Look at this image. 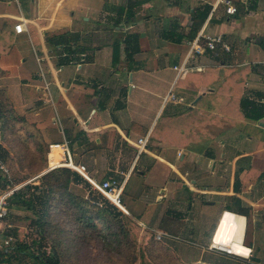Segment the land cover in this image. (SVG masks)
<instances>
[{
	"label": "crops",
	"instance_id": "0c3cea01",
	"mask_svg": "<svg viewBox=\"0 0 264 264\" xmlns=\"http://www.w3.org/2000/svg\"><path fill=\"white\" fill-rule=\"evenodd\" d=\"M233 2L229 16L216 0H0V34L12 43L0 54V131L12 120L29 129L24 139L38 134L41 171L58 145V163L67 147L94 180L124 182L133 216L189 243L171 241L183 264H247L210 250L216 241L241 242L236 252L264 264V118L247 119L242 102L264 104V0ZM200 35L204 51L179 77ZM215 35L229 51L206 47ZM189 110L199 115L178 117ZM8 210L0 228L12 238Z\"/></svg>",
	"mask_w": 264,
	"mask_h": 264
},
{
	"label": "rangeland",
	"instance_id": "374dc122",
	"mask_svg": "<svg viewBox=\"0 0 264 264\" xmlns=\"http://www.w3.org/2000/svg\"><path fill=\"white\" fill-rule=\"evenodd\" d=\"M4 101L7 102L6 99ZM28 133L29 129L24 124L20 128H12V120L0 131V152L4 154L0 160L9 172L6 174L0 170V197L18 190L26 200L32 197L34 205V209H20L14 206L21 204L19 198L10 195L7 199L8 208L13 205L12 222H15L16 228L12 231V244L15 243L12 245V264H40L38 260L29 258L28 253L41 256L44 261L53 258L59 264H140V247H143L152 264H183L173 248L174 245L190 246L186 240L164 235L160 238L161 232L154 231L152 224L143 223L129 210L127 216L133 220V227L123 218L115 217L114 213L118 211L101 194L93 191L85 179L80 184L71 182L63 197L56 195L51 200L45 207L44 226L40 228L38 220L45 201L43 198V201L36 199L41 190H35V187L43 188L42 177H36L45 171H41L45 162L44 150L38 134L35 133L34 140L24 139ZM19 138L23 142H16ZM14 140V145L20 148L19 155L23 157L21 171L14 165ZM86 201L93 204L99 202L113 214L106 212L98 216V209L91 203V206L84 205ZM122 203L126 206L124 198ZM16 242H21L25 254L14 249ZM10 261L4 264H11Z\"/></svg>",
	"mask_w": 264,
	"mask_h": 264
},
{
	"label": "built area",
	"instance_id": "2783aa9c",
	"mask_svg": "<svg viewBox=\"0 0 264 264\" xmlns=\"http://www.w3.org/2000/svg\"><path fill=\"white\" fill-rule=\"evenodd\" d=\"M219 5H224L226 7V13L229 16L235 15L237 13V9L234 5L233 0H216L215 7H218ZM25 30L26 29L23 21H20L15 25V31L18 34L24 33ZM201 36L202 35H200L196 40L192 42L190 54L186 62L175 68L179 73V77H184L188 73L187 62L189 58L193 57L194 55H200L203 53L204 48L199 43ZM205 38H206V47L208 49L215 50L218 44H223L224 48L227 51L230 50V47L224 42L222 35L207 36ZM168 100L175 102H183V98L178 99L172 93L168 96ZM147 141H148L147 137L139 140V149H138L139 155H141L145 151V146L147 144ZM55 146L58 145H52L51 151ZM59 167H67L72 171L78 173L91 184L93 191L100 193L105 199H107L114 206L121 209L124 213L128 215L130 214L126 206L122 203V198L124 196V191H125L124 182H119L114 179H107L101 182L94 180L89 176L85 165L77 164L74 161L73 155L67 147L65 148V159L61 162V164L58 163L50 166L49 171ZM0 170H2L6 174H9L7 168L3 164H0ZM12 193L13 191H10L0 197V223L8 217L9 210H8L7 199ZM162 235L168 236L166 233L161 232V234H159V237L162 238ZM234 243L241 244V242H237V241L233 243L225 242V241H216L215 243L212 244L210 250L226 253L228 255H233L240 258H246L248 261L247 264H254L253 262L250 261L249 254L245 255L244 253L236 252L234 250L233 248ZM11 245H12V238L5 237L0 228V252L2 251L9 252V249L7 248H9Z\"/></svg>",
	"mask_w": 264,
	"mask_h": 264
},
{
	"label": "trees",
	"instance_id": "16d2710c",
	"mask_svg": "<svg viewBox=\"0 0 264 264\" xmlns=\"http://www.w3.org/2000/svg\"><path fill=\"white\" fill-rule=\"evenodd\" d=\"M129 38H131V37H129ZM128 43L130 44L129 40H128ZM11 49H12V43H7V41L2 36V34H0V54L7 55L10 53ZM133 53L134 52L131 51V53H128V55L132 56ZM209 99L216 100V96L207 95L204 98V100H206V101ZM242 102L245 105L244 109L247 112V115H245V117L247 119H249L250 121H252L254 123H257L259 120L264 118V104H258L255 102H250L248 100H242ZM6 103H5V101H3L4 106ZM197 115H199L198 110H195V111L189 110V111L181 113L178 117H180L181 119H183V117H186L190 120L191 118H195ZM172 121H173V123L176 122L175 119ZM41 177H42L41 184L43 185V188H38V186H37V187H35V190H37V189L41 190L39 192V194L36 195V199L41 200V201H43V199H44V201H45L44 202V208L42 211V215L39 216V220H38V224H39L40 228H43V226H44V224H43L44 220H42L43 215L45 213H47L45 207L50 204L51 200L56 195H61L63 197L64 194L67 193V190H69V185L71 184V182L75 181L76 183L80 184L82 182V180H84V178L81 175H79L78 173L72 171L71 169H69L67 167H59V168H56L54 170L48 171L46 174L40 176L39 178H41ZM11 195L13 197L19 198V200L21 201V204H17V205L15 204L14 206H17L20 209H24L26 207L28 209H34L32 197H30L29 200H26L25 198L22 197L21 191H18V190L13 192ZM105 200H107V199H105ZM107 202H109V201L107 200ZM68 203H70V201ZM90 203L92 205H94L95 208L98 209L97 210L98 216L102 213L110 212L108 210V207L106 208V207L100 205L99 202H95L94 204L92 202H90ZM90 203L86 201V202H84V205L91 206ZM110 204L118 211L117 214L114 213L115 217H121L124 219V221L126 223H129L132 227L134 226L133 220L131 218H129V216H127V214L121 212V210L118 207L114 206L112 203H110ZM52 205L53 204L51 203V206ZM53 206H55V205H53ZM110 213L113 214L112 212H110ZM13 244H15V243H13ZM12 245L9 248H7V249H9V252H6V251L0 252V264H4V263H7L8 261H10L9 257H10ZM14 249H17L20 253H23V254L26 253L25 250L23 249V246H21L20 243H18V242H16ZM27 255L29 256V258L38 260L40 262V264H59V262H55L53 260V258H48V261H44V259L41 256H36L35 254H32V253H28ZM139 258H140V264H152L149 261L147 254L144 251L143 247H140Z\"/></svg>",
	"mask_w": 264,
	"mask_h": 264
},
{
	"label": "bare ground",
	"instance_id": "6f19581e",
	"mask_svg": "<svg viewBox=\"0 0 264 264\" xmlns=\"http://www.w3.org/2000/svg\"><path fill=\"white\" fill-rule=\"evenodd\" d=\"M54 151L51 153L50 157H51V162L54 164H57L58 161L61 158V152L58 150L57 147L53 148ZM229 217H233L231 214H228Z\"/></svg>",
	"mask_w": 264,
	"mask_h": 264
},
{
	"label": "water",
	"instance_id": "95a60500",
	"mask_svg": "<svg viewBox=\"0 0 264 264\" xmlns=\"http://www.w3.org/2000/svg\"><path fill=\"white\" fill-rule=\"evenodd\" d=\"M47 172H48V171H44L43 173H41L40 175H38V177H40V176L46 174ZM38 177H36V178H38Z\"/></svg>",
	"mask_w": 264,
	"mask_h": 264
},
{
	"label": "clouds",
	"instance_id": "9594fccd",
	"mask_svg": "<svg viewBox=\"0 0 264 264\" xmlns=\"http://www.w3.org/2000/svg\"><path fill=\"white\" fill-rule=\"evenodd\" d=\"M49 171V170H48Z\"/></svg>",
	"mask_w": 264,
	"mask_h": 264
}]
</instances>
